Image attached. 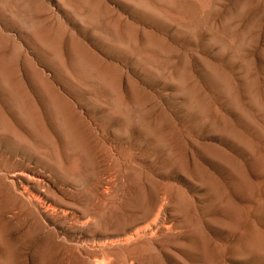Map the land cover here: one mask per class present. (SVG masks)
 Here are the masks:
<instances>
[{
  "label": "rangeland",
  "instance_id": "obj_1",
  "mask_svg": "<svg viewBox=\"0 0 264 264\" xmlns=\"http://www.w3.org/2000/svg\"><path fill=\"white\" fill-rule=\"evenodd\" d=\"M0 264H264V0H0Z\"/></svg>",
  "mask_w": 264,
  "mask_h": 264
}]
</instances>
